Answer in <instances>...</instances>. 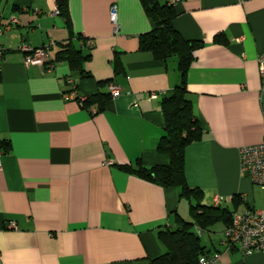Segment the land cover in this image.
Segmentation results:
<instances>
[{
    "label": "crops",
    "instance_id": "crops-1",
    "mask_svg": "<svg viewBox=\"0 0 264 264\" xmlns=\"http://www.w3.org/2000/svg\"><path fill=\"white\" fill-rule=\"evenodd\" d=\"M158 1L173 6V27L185 39L203 42L186 75L203 131L185 147L187 184L202 190L206 205L222 196L233 213L264 209V187L243 174L239 156L241 146L264 139V0ZM57 2L0 0V21L16 18L0 36V142L7 146L0 147V264H136L165 251L158 230L191 220L177 188L120 168L168 162L156 150L160 101L180 80L177 61L140 50V35L153 26L141 0H67V15L53 14ZM78 34L93 41L83 49L91 55L84 75L55 58L67 42L80 47ZM23 42L48 46L45 61L27 65L17 49ZM109 84L119 93L101 111L63 96L74 88L110 94ZM224 227L195 229L206 255L218 253L211 264H264L263 253L228 247Z\"/></svg>",
    "mask_w": 264,
    "mask_h": 264
},
{
    "label": "trees",
    "instance_id": "trees-1",
    "mask_svg": "<svg viewBox=\"0 0 264 264\" xmlns=\"http://www.w3.org/2000/svg\"><path fill=\"white\" fill-rule=\"evenodd\" d=\"M141 2L153 26L151 30L140 35L139 48L151 52L157 60L166 61L174 56L180 80L173 88L171 95L160 101L164 117V132L158 141L156 150L167 155L168 162L147 168L137 161L135 166L125 164L120 165V168L163 188H177L179 197L188 201L191 220L179 217L175 227L158 230L157 238L165 247V251L153 258L140 259L136 264H200L199 258L206 255L207 251L201 244L200 235L195 230L196 227L207 229L217 222L226 225L233 215V211L228 207L203 204L202 190L189 186L185 179V147L199 140L203 132L193 111L192 102L187 97L186 75L195 59V50L200 48L203 42L185 39L173 27L172 20L176 13L171 4H161L158 0H141ZM56 5L58 14L67 15V0H58ZM75 39L80 41L79 48L73 42H67L62 45L55 58L67 60L74 70L84 75L83 62L91 55L83 51L84 48H88L85 46V37L78 34ZM113 66L115 73L121 71L117 57L113 59ZM110 97L109 93L98 92L88 96L83 106L94 103L97 104V110L101 111ZM0 147L5 149L7 146L1 141ZM233 199L236 203L240 201L238 197Z\"/></svg>",
    "mask_w": 264,
    "mask_h": 264
},
{
    "label": "built area",
    "instance_id": "built-area-1",
    "mask_svg": "<svg viewBox=\"0 0 264 264\" xmlns=\"http://www.w3.org/2000/svg\"><path fill=\"white\" fill-rule=\"evenodd\" d=\"M53 14H58V7L55 5ZM109 16L114 24V30L118 29L117 15L115 5H111ZM16 22V18L11 17L7 22L0 21V36L4 30H7ZM93 45L91 38L85 37V46L90 48ZM19 51L26 54V64H42L47 55L48 46L33 47L28 43H20L17 47ZM5 52V48L0 44V63ZM54 63H47L46 70H50ZM261 72L264 71V58L259 60ZM68 83H72L71 78H67ZM110 96L115 97L119 93V88L115 84L108 86ZM64 97L76 98L79 105L83 106L87 100L86 95L77 93L75 88L63 95ZM157 94L152 92L149 99H155ZM3 152L0 151V155ZM240 169L253 184L264 187V139L255 144L243 145L239 148ZM1 168V162H0ZM244 197L241 196V199ZM224 201V197L216 196L213 199L215 205H220ZM10 226L14 223L10 222ZM199 232V231H198ZM224 243L228 247H235L243 255H251L253 253L264 254V209L248 208L242 212L233 213L231 220L227 223L223 230ZM218 257V253L204 255L199 258L200 264H211Z\"/></svg>",
    "mask_w": 264,
    "mask_h": 264
},
{
    "label": "rangeland",
    "instance_id": "rangeland-1",
    "mask_svg": "<svg viewBox=\"0 0 264 264\" xmlns=\"http://www.w3.org/2000/svg\"><path fill=\"white\" fill-rule=\"evenodd\" d=\"M173 57V59H174V56H172ZM185 199V198H184ZM186 200V199H185ZM218 225H220V223L218 224Z\"/></svg>",
    "mask_w": 264,
    "mask_h": 264
}]
</instances>
